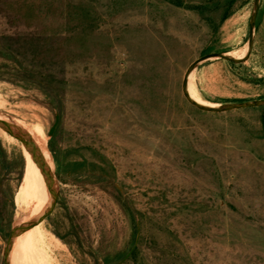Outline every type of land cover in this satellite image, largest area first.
I'll list each match as a JSON object with an SVG mask.
<instances>
[{"label": "rangeland", "instance_id": "1", "mask_svg": "<svg viewBox=\"0 0 264 264\" xmlns=\"http://www.w3.org/2000/svg\"><path fill=\"white\" fill-rule=\"evenodd\" d=\"M254 10L255 0H0V116L43 131L57 198L41 223L50 264H264V106L206 113L182 91L202 57L249 49ZM191 73L209 104L264 100V0L250 56ZM1 136L4 264L28 215L25 156ZM50 201L48 188L42 214Z\"/></svg>", "mask_w": 264, "mask_h": 264}, {"label": "bare ground", "instance_id": "2", "mask_svg": "<svg viewBox=\"0 0 264 264\" xmlns=\"http://www.w3.org/2000/svg\"><path fill=\"white\" fill-rule=\"evenodd\" d=\"M247 53L248 49L246 51V47H244L240 52H231L226 54V56L235 59H244ZM196 89L197 87L194 83V76L193 73H191L187 83V93L189 97L200 105L206 107H219V105L209 104L207 101L202 100L199 97V93H197ZM15 122L20 125L18 123L20 121L15 120ZM21 127L26 131L31 140H33L38 146L44 162L51 170V156L46 148L43 131L34 126V128ZM0 132L7 142H16V139L13 137L9 136L3 131ZM19 145L26 159V179L21 187L20 202L21 206L25 208L24 210H26L28 215L27 220H30L35 219L42 214L39 209L49 188V184L47 179L42 174L39 166L32 160L30 153L20 143ZM41 225L42 224H39L18 236L10 249L9 264H50L44 242V236L46 235H44L45 233L42 232Z\"/></svg>", "mask_w": 264, "mask_h": 264}, {"label": "water", "instance_id": "3", "mask_svg": "<svg viewBox=\"0 0 264 264\" xmlns=\"http://www.w3.org/2000/svg\"><path fill=\"white\" fill-rule=\"evenodd\" d=\"M259 5H260V0H255V10H254V14L252 16L251 23H250L249 49H248V53H247L245 58H248L250 56L252 48H253V30L255 28V23H256V19H257V15H258V10H259ZM245 58L244 59H235V58L226 56V54H210V55L202 57L199 61L194 63L189 68V70L187 71V73L184 77V81L182 84V91H183V94H184V97L186 98V100L192 106L197 108L198 110L206 112V113H218V114H220V113L231 112L234 110H243V109L263 107L264 106V100L239 103V104H231V105H227L224 107H222V106L206 107V106L200 105V104L196 103L195 101H193L187 93V83H188L190 73H191L192 69H194V67L199 65L201 62L206 61V60H210V59H222V60H225V61H228L231 63H242L245 60ZM0 131H3L6 134H8L9 136L16 139L30 153L32 160L39 166L42 174L47 179L48 184H49L50 194H51V202H50L48 209L43 214L38 216L37 218L31 219V220L19 225L18 227H16L14 232L9 237V239L7 241L6 250H5V256H4V264H8L10 249H11L14 241L18 238L19 235H21L25 231L43 223L53 213V211L56 207L57 198H56V186H55L54 173H52L50 168L46 165V163L43 160V157L41 156V152H40L38 146L34 143L33 140H31V138L28 136L26 131L20 125H18L15 122V120H13L11 118H7V117H2V116H0Z\"/></svg>", "mask_w": 264, "mask_h": 264}]
</instances>
